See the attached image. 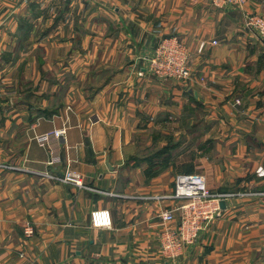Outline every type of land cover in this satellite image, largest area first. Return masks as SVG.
Returning a JSON list of instances; mask_svg holds the SVG:
<instances>
[{"label": "crops", "instance_id": "1", "mask_svg": "<svg viewBox=\"0 0 264 264\" xmlns=\"http://www.w3.org/2000/svg\"><path fill=\"white\" fill-rule=\"evenodd\" d=\"M263 13L264 0H0V264H264V48L244 25ZM170 36L187 82L145 71ZM62 127L50 165L36 137ZM66 168L83 188L59 182ZM189 173L225 208L167 260L157 215ZM96 209L111 228L90 226Z\"/></svg>", "mask_w": 264, "mask_h": 264}, {"label": "built area", "instance_id": "2", "mask_svg": "<svg viewBox=\"0 0 264 264\" xmlns=\"http://www.w3.org/2000/svg\"><path fill=\"white\" fill-rule=\"evenodd\" d=\"M221 1L222 3L219 5L218 3ZM245 1L210 0L211 4L217 7L230 6L237 9H240ZM244 25L255 32L264 46V15L246 14ZM207 44L206 41L199 42L197 53L201 54ZM216 44L217 41L210 43V45ZM146 59L148 62L147 71L158 80L184 82L191 78L188 48L174 36L163 39L152 56ZM63 134L64 130L60 129L45 136V138L49 137L54 141V144H51L50 165L59 161L57 154ZM39 141L47 142L42 138ZM58 180L67 185L82 187L80 175L71 170H66ZM173 186L171 197L178 200V205L164 212L162 218L167 223H171L176 218L177 225L174 229L163 230L160 234V250L162 256L167 260L176 259L185 248L196 244L199 234L218 214L219 197H221L209 192L207 181L200 174H178L173 180ZM90 221L91 226L97 229H109L112 226L110 212L106 209L92 211ZM21 258H23V254H21Z\"/></svg>", "mask_w": 264, "mask_h": 264}, {"label": "rangeland", "instance_id": "3", "mask_svg": "<svg viewBox=\"0 0 264 264\" xmlns=\"http://www.w3.org/2000/svg\"><path fill=\"white\" fill-rule=\"evenodd\" d=\"M210 1V0H209ZM218 2V1H217ZM220 3H222V1L221 2H219L218 4L220 5ZM245 3H246V1H245ZM245 3H244V5H245ZM210 5H211V7L212 8H214V9H223V8H226V7H230V6H224V7H222V8H220V7H217V6H215V5H212L211 4V2H210ZM244 5H242V7L240 8V9H242L243 8V6ZM246 15V14H245ZM244 15V16H245ZM259 15H264V13L263 14H259ZM170 37H172V36H170ZM175 37V36H174ZM167 38H169V37H167ZM177 38V37H176ZM163 39H165V38H163ZM163 39H161L157 44H156V46L153 48V50H152V53L149 55V56H147V57H145V59H144V62H146V68H145V71L147 72V74L148 75H150V76H152V74L151 73H149L148 71H147V65H148V62H147V59L146 58H148V57H150V56H152V54H153V52L155 51V49H156V47L161 43V41L163 40ZM179 41H181L180 39H179ZM218 43V42H217ZM184 44V43H183ZM184 46H185V44H184ZM198 46V45H197ZM186 47V46H185ZM187 48V47H186ZM263 48H264V46H263ZM197 51V50H196ZM189 66H190V55H189ZM190 71H191V69H190ZM144 74H146L145 72L143 73V72H141V71H137V76H139L140 78L141 77H143L144 76ZM191 75H192V73H191ZM153 78H155V80L156 81H158L159 83L161 82V83H171V82H174V81H166V82H164V81H161V80H158V78H156L155 76H152ZM190 80V79H189ZM189 80H187V81H189ZM187 81H184V82H187ZM177 83H181V82H177ZM183 83V82H182ZM60 129H63L64 130V134H63V136H62V138H61V141L59 142V147H60V145H61V142H63V141H65V133H66V128L65 127H62V128H59V129H53V130H51V131H49V132H47V133H44V134H41V135H39V136H37L36 137V140H37V142L39 143V145L40 146H45V147H47L48 149H49V152H50V154H51V152H52V148H51V144L53 145L54 144V141H52L53 139H51V138H49V137H47V138H45V136L46 135H50L51 133H53V131H55V130H60ZM148 135H145V137H147ZM44 139V140H46L47 142H45V143H41L39 140L40 139ZM51 156V155H50ZM49 163H50V160H49ZM52 165V164H51ZM66 170H71V171H73V172H75L73 169H71V168H66L65 169V171ZM64 171V172H65ZM64 172H63V174H64ZM75 173H77V172H75ZM78 175H80L79 173H77ZM190 174V173H189ZM194 174H200V175H202V176H204L205 177V175H203L202 173H194ZM63 176V175H62ZM80 177H81V175H80ZM175 178V177H174ZM205 179H206V177H205ZM81 180H82V177H81ZM174 180V179H173ZM207 181V180H206ZM60 182V181H59ZM62 183V182H61ZM64 184V183H63ZM65 185H67V184H65ZM72 186V185H71ZM83 186H84V184H83V180H82V187H76V188H83ZM75 187V186H74ZM207 187H208V184H207ZM173 188H174V186H173ZM209 189V188H208ZM210 192V191H209ZM211 193V192H210ZM213 195H218V194H213ZM171 196H172V194H171ZM218 196H221V197H219V202H221V201H224V199L222 198V196L223 195H218ZM173 199V198H172ZM173 200H175L176 201V205L175 206H177L178 205V200H176V199H173ZM174 206V207H175ZM107 210V209H106ZM168 210H170V209H168ZM221 208H220V206H219V212H218V214L216 215V217L213 219V220H215L216 218H217V216L220 214V212H221ZM167 210H164V211H162V212H160L158 215H157V217L164 223V226H163V228H162V230H161V232L163 231V230H168V229H174L175 228V226L177 225V220H176V218L171 222V223H167V222H165L164 220H163V218H162V214L164 213V212H166ZM91 214V213H90ZM213 220H211L208 224H210ZM207 224V225H208ZM90 226H91V221H90ZM92 227V226H91ZM207 227V226H206ZM205 227V228H206ZM93 228V227H92ZM204 228V229H205ZM94 229H97V228H94ZM102 229H105V228H102ZM161 232H160V234H161ZM21 254L22 253H18L17 254V257H16V259H18V260H23V258L25 257L24 255H23V258H21Z\"/></svg>", "mask_w": 264, "mask_h": 264}, {"label": "water", "instance_id": "4", "mask_svg": "<svg viewBox=\"0 0 264 264\" xmlns=\"http://www.w3.org/2000/svg\"><path fill=\"white\" fill-rule=\"evenodd\" d=\"M219 206L221 209H224L225 208V202L224 201L219 202Z\"/></svg>", "mask_w": 264, "mask_h": 264}]
</instances>
